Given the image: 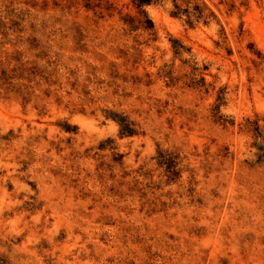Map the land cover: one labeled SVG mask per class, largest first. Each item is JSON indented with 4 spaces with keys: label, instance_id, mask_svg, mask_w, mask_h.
Segmentation results:
<instances>
[{
    "label": "clouds",
    "instance_id": "1",
    "mask_svg": "<svg viewBox=\"0 0 264 264\" xmlns=\"http://www.w3.org/2000/svg\"><path fill=\"white\" fill-rule=\"evenodd\" d=\"M0 264H264V0H0Z\"/></svg>",
    "mask_w": 264,
    "mask_h": 264
}]
</instances>
